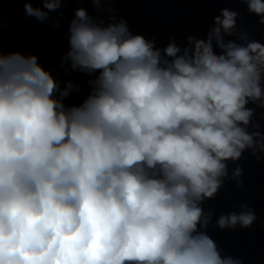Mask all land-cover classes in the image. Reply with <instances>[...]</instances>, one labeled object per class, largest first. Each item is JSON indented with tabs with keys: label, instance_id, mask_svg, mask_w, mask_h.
I'll return each mask as SVG.
<instances>
[{
	"label": "clouds",
	"instance_id": "9594fccd",
	"mask_svg": "<svg viewBox=\"0 0 264 264\" xmlns=\"http://www.w3.org/2000/svg\"><path fill=\"white\" fill-rule=\"evenodd\" d=\"M12 2L43 21L62 3L89 0ZM237 2L264 25V0ZM220 11L206 38L189 35L183 48L173 38L161 51L123 19L105 24L77 8L61 64L64 75L91 78L71 105L79 86L61 87L35 54L0 47V264H242L221 256L203 203L228 161L246 150L264 158L247 107L264 108V44L246 32L243 44L225 41L238 13ZM255 220L248 210L217 223Z\"/></svg>",
	"mask_w": 264,
	"mask_h": 264
}]
</instances>
